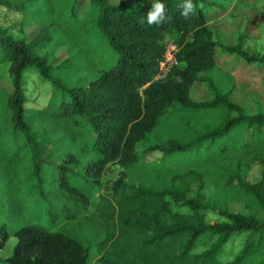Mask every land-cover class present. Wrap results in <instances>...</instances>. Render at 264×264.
Masks as SVG:
<instances>
[{
    "label": "trees",
    "instance_id": "1",
    "mask_svg": "<svg viewBox=\"0 0 264 264\" xmlns=\"http://www.w3.org/2000/svg\"><path fill=\"white\" fill-rule=\"evenodd\" d=\"M37 1L0 0V6L26 16ZM234 1L191 0L196 7L185 18V0H159L171 19L149 25L147 11L156 0H137L139 6L132 10L113 0H89L99 11L96 25L118 53L116 64L84 87L54 82L63 90L60 102L31 113L24 106L22 75L34 66L49 78L50 66L35 53L48 29L40 27L28 40L0 26V65L7 64L11 85L0 88V212L7 211L11 225L19 224L7 264H89V248L100 252L93 264H264V110L244 112L232 97L235 83L204 101L190 97L195 83L216 91L207 73L217 68L218 53L264 67L263 52L245 51L240 37L235 45L220 43L208 26L209 12L221 15ZM26 25L20 21L18 30ZM168 42L177 47V64L153 80ZM176 106L198 113L221 108L225 117L195 129L188 139L148 145L142 154L158 153V164L134 175L130 166L138 159L137 144ZM58 157L63 163L51 160ZM42 161L78 167L84 192L67 180L53 183L41 177ZM111 164L120 165L123 176L106 196L99 193L101 178ZM256 165L260 178L250 182ZM21 171L30 173L21 178ZM23 188L38 197L63 191L65 197L81 200L93 209L100 241L83 246L50 227L22 224L18 193ZM230 201L242 203L244 212L230 211ZM209 212L223 221L208 222ZM67 214L66 219L75 217ZM239 234H246L241 248L221 260L225 244ZM7 236L0 233V248Z\"/></svg>",
    "mask_w": 264,
    "mask_h": 264
},
{
    "label": "rangeland",
    "instance_id": "2",
    "mask_svg": "<svg viewBox=\"0 0 264 264\" xmlns=\"http://www.w3.org/2000/svg\"><path fill=\"white\" fill-rule=\"evenodd\" d=\"M113 3L125 4L130 10L139 6L137 0H113ZM211 11H215V6H212ZM98 14L97 9L90 7L89 0H38L26 16L0 6V26L8 28L18 37L26 36L30 40L40 27L48 29L45 35H41L42 41L36 43L35 53L43 57L50 66L49 78H43L34 66L28 67L22 75L26 96L24 106L29 113L32 112L30 110L41 109L48 103L60 102L63 90L56 88L54 82L64 88L84 87L90 80L116 64L118 53L109 46L107 38L96 25ZM20 21L28 23L23 31L18 30ZM207 22L215 31V38L220 43L235 45L240 37L245 51L264 53V45L259 43L264 40V0H235L228 11L221 15L215 16L209 12ZM166 41L169 39L166 38ZM67 58L70 60H66ZM216 59L217 68L207 73L214 81L216 91L204 83H195L190 91L191 99L197 102L210 99L216 92H227L235 83L232 97L242 105L244 112L264 110V67L248 65L232 55L223 56L218 53ZM6 69L7 64L0 65V88L8 90L11 85ZM224 117L225 111L221 108L198 113L179 106L174 107L159 119L155 130L137 144L138 159L130 166V171L138 176L141 171L146 172L157 166L158 153L142 154L148 145L169 138L188 139L195 129L218 124ZM60 157L51 160L63 163V158L59 159ZM40 164V176L47 181L59 183L61 180H67L72 187H80L79 192H84V175L77 171L78 167L61 165L59 169L47 161ZM73 168L80 175L72 174ZM122 170L118 164L109 165L101 178L102 189L99 193L111 196L112 187L123 176ZM29 173L30 171H21L19 177H25ZM259 178L260 167L256 165L249 172L248 180L255 182ZM25 189L18 193L19 217L22 224L50 227L53 231L75 239L83 246H95L100 241L103 234L99 230L100 227L93 225L96 219L93 209L84 207L81 200L65 197L66 193L63 191L38 197L36 191ZM211 193L212 189L208 190L206 195L210 196ZM91 202H94L92 205L96 203L95 200ZM227 207L233 212H244L242 203L237 201L227 202ZM71 212L75 217L66 219L67 213ZM260 218L264 220V210L260 212ZM9 220L7 211L3 209L0 212V224L6 222V226L0 227V233L7 232L8 236L0 248V264H7L5 261L11 256L17 242L14 230L19 224L11 225ZM206 220L223 221L212 212L208 213ZM245 236L246 234L233 235L225 244L220 259H230L241 248ZM87 251L88 263L93 264L100 252L95 248H89Z\"/></svg>",
    "mask_w": 264,
    "mask_h": 264
},
{
    "label": "clouds",
    "instance_id": "3",
    "mask_svg": "<svg viewBox=\"0 0 264 264\" xmlns=\"http://www.w3.org/2000/svg\"><path fill=\"white\" fill-rule=\"evenodd\" d=\"M195 5L192 4L191 0H185L184 5L181 8V15L187 18L188 14L195 10ZM171 17L166 14L165 6L163 3L156 0L150 9L147 11V23L159 25L162 22L170 20ZM261 45H264V40L259 42Z\"/></svg>",
    "mask_w": 264,
    "mask_h": 264
},
{
    "label": "built area",
    "instance_id": "4",
    "mask_svg": "<svg viewBox=\"0 0 264 264\" xmlns=\"http://www.w3.org/2000/svg\"><path fill=\"white\" fill-rule=\"evenodd\" d=\"M177 47L174 43L168 42L165 45L162 59L158 62L157 72L153 77V80H158L166 76L171 68L177 64L176 60Z\"/></svg>",
    "mask_w": 264,
    "mask_h": 264
}]
</instances>
